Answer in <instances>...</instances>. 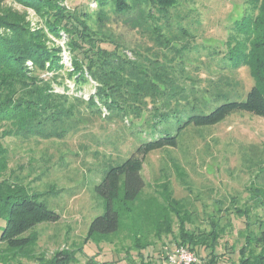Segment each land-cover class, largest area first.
I'll return each instance as SVG.
<instances>
[{
  "label": "rangeland",
  "instance_id": "obj_1",
  "mask_svg": "<svg viewBox=\"0 0 264 264\" xmlns=\"http://www.w3.org/2000/svg\"><path fill=\"white\" fill-rule=\"evenodd\" d=\"M66 4L94 13L91 25L98 28L96 0H67ZM3 6L28 10L26 19L32 29L40 24L35 11L21 3L6 0ZM181 8L190 17L180 24L195 37L190 45L195 49L189 55L208 64L199 75L217 79L222 71L209 51L215 49L218 39L226 38L227 27L235 20L255 13L253 4L249 0H182ZM105 9L113 14L110 3ZM110 17L103 28L110 35V41L102 42L104 47L115 49L116 41L119 50L131 58L151 48L153 42L143 28ZM62 34V39L52 38L56 45L63 46V67L55 71L38 69L37 75L51 79L56 93L85 101L97 98V83L91 77L79 88L70 76L73 54L66 47L69 38ZM78 55L83 58L82 53ZM27 64L33 67L31 61ZM224 73L230 75L231 85L226 86L231 91L246 93L254 84L248 67ZM78 109L82 122L64 138L6 135L9 127L0 124V133L4 134L0 137V183L6 181L26 194H36L60 215L58 221L37 225L33 229L37 243L17 255L9 253L7 264L48 262L61 250L72 252L68 264H88L91 260L162 264L168 252L186 246L179 244L180 221L170 207L171 201L179 202L190 230L211 231L217 227V253L222 254L219 264H255L257 258L258 264L264 263V243L260 240L264 235V197L251 195L256 188L264 189L263 117L234 112L216 125L188 127L176 147L150 152L142 171L146 186L135 202L120 208V229L107 237L89 239L92 220L104 210L95 187L111 165L122 162L136 149L138 139L130 135L132 122L109 118L106 107L101 106L99 112L81 102ZM143 121L137 118L135 123ZM0 224L4 222L0 220ZM196 248L201 257L198 263L202 264L209 250Z\"/></svg>",
  "mask_w": 264,
  "mask_h": 264
},
{
  "label": "trees",
  "instance_id": "obj_2",
  "mask_svg": "<svg viewBox=\"0 0 264 264\" xmlns=\"http://www.w3.org/2000/svg\"><path fill=\"white\" fill-rule=\"evenodd\" d=\"M4 1L0 0V124L9 127L4 134L64 138L82 122L78 117L81 102L99 112L104 106L109 118L132 122L129 132L138 144L126 159L111 165L96 185L104 210L92 220L89 239L107 237L120 229V208L135 202L146 186L142 171L150 152L176 147L188 127L216 125L234 112L264 118V0H249L255 13L235 20L227 27L226 38L218 39L215 49L209 51L222 71L217 79L201 77L199 72L208 64L189 55L195 49L190 47L195 37L180 24L190 17L181 8L182 0H96L98 28L91 25L94 13L71 9L67 0H12L35 11L40 24L34 29L26 19L28 10L5 8ZM109 3L112 15L105 9ZM110 16L143 28L153 42L151 48L131 58L119 50L116 41L115 49L104 47L102 42L110 41L103 30ZM63 32L69 38L66 47L73 54L70 76L79 88L91 77L97 83V98L85 101L79 96L56 93L51 79L37 75L38 69L55 71L63 67V46L56 45L52 38L62 39ZM242 67L249 68L254 84L246 93L231 91L227 88L232 82L230 75L224 72ZM137 118L144 121L135 123ZM251 195L263 198L264 189L256 188ZM170 207L180 221L179 244L196 252V247L204 246L209 251L202 264H219L222 254L217 253V227L194 232L186 227L188 218L181 214L179 202L171 201ZM59 218L58 212L37 199L36 194H26L12 183L1 182L0 220L4 225L0 224V264H7L9 253L17 255L37 243L33 232L37 225ZM158 225H162L161 218ZM260 240L264 243V235ZM72 259V252L61 250L40 264H68ZM88 264L110 263L91 260Z\"/></svg>",
  "mask_w": 264,
  "mask_h": 264
},
{
  "label": "built area",
  "instance_id": "obj_3",
  "mask_svg": "<svg viewBox=\"0 0 264 264\" xmlns=\"http://www.w3.org/2000/svg\"><path fill=\"white\" fill-rule=\"evenodd\" d=\"M199 260L200 257L196 251L187 246H179L166 254L162 264H194Z\"/></svg>",
  "mask_w": 264,
  "mask_h": 264
}]
</instances>
